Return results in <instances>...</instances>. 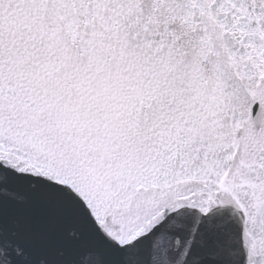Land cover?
<instances>
[{"label":"snow or ice","instance_id":"1","mask_svg":"<svg viewBox=\"0 0 264 264\" xmlns=\"http://www.w3.org/2000/svg\"><path fill=\"white\" fill-rule=\"evenodd\" d=\"M0 264H264V0H0Z\"/></svg>","mask_w":264,"mask_h":264}]
</instances>
